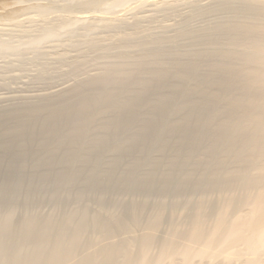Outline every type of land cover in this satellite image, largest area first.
I'll use <instances>...</instances> for the list:
<instances>
[{
  "label": "bare ground",
  "instance_id": "bare-ground-1",
  "mask_svg": "<svg viewBox=\"0 0 264 264\" xmlns=\"http://www.w3.org/2000/svg\"><path fill=\"white\" fill-rule=\"evenodd\" d=\"M43 1L0 0L1 33L38 28L0 56L78 54L0 97V264H264V0L139 2L187 10L156 30L131 0Z\"/></svg>",
  "mask_w": 264,
  "mask_h": 264
},
{
  "label": "rangeland",
  "instance_id": "rangeland-1",
  "mask_svg": "<svg viewBox=\"0 0 264 264\" xmlns=\"http://www.w3.org/2000/svg\"><path fill=\"white\" fill-rule=\"evenodd\" d=\"M51 1H55V0H51ZM143 2V1H147V0H131L125 7H122V8H116L115 10H114V13H115V15L116 16H119V17H123V15H124V18H126L127 20H129V21H131L130 19H132L133 17H132V15H131V11H133L135 8H136V6L135 5H138V3L139 2ZM155 1H159V0H155ZM42 3H46V0H44ZM106 3H108V0H106ZM135 6V7H134ZM143 11L142 10H140V12H141V14L143 13V17H140V16H142L141 14H140V12L139 11H136V10H134L133 11V13L134 14H138V18H140V19H142L143 21V23L141 24L142 25V27L144 26L145 28L148 26V28H150V29H158L161 25H164V24H166V25H169V24H173V23H176L177 21H179V19H180V16H182V15H185L186 13H187V10L186 9H180L179 10V14H180V16H177L176 17V14H173V15H169L167 18H164V16L162 15V13H159V12H152V13H154V15L152 14V13H150L151 12V9L152 8H150V7H148V8H150V9H148L147 8V6H146V8L143 6ZM100 9H102L101 7H100ZM130 9H132V10H130ZM116 10H118V11H116ZM145 10V11H144ZM58 11V10H57ZM125 11V12H124ZM128 11V12H127ZM180 11H181V13H182V15H181V13H180ZM184 11V12H183ZM76 12H77V10H76ZM136 12V13H135ZM138 12V13H137ZM147 12V13H146ZM56 13H58V12H56ZM59 13H62V12H59ZM132 13V14H133ZM145 14H147V15H145ZM153 15V16H155L156 17V19H155V17H153V16H151V15ZM158 14H159V16H158ZM144 15H145V17H144ZM161 15V16H160ZM134 16V15H133ZM136 16V15H135ZM146 16H148V17H146ZM149 16H151V17H149ZM130 17V18H129ZM159 17V18H158ZM160 17L162 18V21H161V19H160ZM149 18V19H148ZM182 18V17H181ZM160 21V24L158 23L159 21ZM165 19H167L168 21L167 22H165L166 20ZM171 19V20H170ZM147 20V22L145 23V21ZM149 21L151 22L152 21V23H149ZM163 22V23H162ZM169 22H171V23H169ZM197 23H199V24H197ZM203 23V21L201 22L200 20H192L191 21V26H195V27H198V26H201V24ZM157 24V26H155ZM203 24H205V22L203 23ZM202 24V25H203ZM146 25V26H145ZM160 25V26H159ZM151 26V27H150ZM143 27V28H144ZM25 28V29H24ZM30 28V29H29ZM17 30L19 29V28H16ZM23 31H25L26 33H29V35H37L38 34V32H36V31H38L37 29L38 28H34V27H32V29H31V27L29 26V25H26V26H24L23 28H21ZM31 30V31H28V30ZM16 30V31H17ZM22 30L20 31V30H18V31H20L21 33H19V32H17V34H19L20 36H22L23 35V33H22ZM35 30V31H34ZM16 31H15V29H13L12 31H10V32H6V33H1L0 32V38H6V41L9 39V36L10 35H8V33H13V34H15L16 33ZM35 32V33H34ZM77 32H81V31H77ZM102 33V31H99L98 32V38L100 39L101 38V36L103 37V36H105V35H107L108 36V34L110 35L112 32H108V31H104L106 34L105 35H103L104 34V32ZM78 33V34H79ZM16 34V35H17ZM81 34V33H80ZM12 35V34H11ZM29 35H27V37L29 36ZM112 35V34H111ZM25 37H26V35H24ZM24 36H22L23 38H24ZM100 36V37H99ZM11 37H13L14 39H12V41H11V39H9L12 43H11V45H18V43H22V41L21 40H23L24 42H25V39L27 40V38H20L19 36H17L18 38H20V39H18L15 35H13V36H11ZM65 37V38H64ZM63 38H61V40L59 39V40H57V41H55V42H53V44L52 45H49L50 43H52V42H50L49 44L48 43H46V44H44L42 47H41V52H45L44 53V55H46V56H42L40 59H39V61H37V62H33L32 61V57H33V51L31 50V51H28L27 49H25L26 51H24L25 52V54L24 55H22L23 57H22V59L23 60H18L17 61V58L16 57H11V56H9V58L7 57L5 60L3 59V57H1L0 56V69H1V71H0V82H5L7 85H8V87H4V89H3V87H0V97L1 96H14V95H29V94H36V93H40V91L41 92H44V91H46L47 89H48V87L50 88L51 86H49V85H42L40 82H37V81H34V77L37 75V73H38V71H40L41 69H43L44 68V64H45V66L47 65H49V60L51 59L52 60V58H53V56H54V53H68L70 56H76L78 53H77V48H70V49H68V48H66V46H68L69 44H71V43H74V42H78V38L77 37H70V36H64ZM106 37V36H105ZM8 38V39H7ZM2 40V39H0V40H2V41H5V40ZM101 39H103V38H101ZM8 40V41H9ZM14 40V41H13ZM16 40V41H15ZM20 43V44H21ZM48 46V47H47ZM52 47V48H54L53 50L50 48V47ZM54 46V47H53ZM59 47H61V48H59ZM72 47H73V45H72ZM59 48V49H58ZM21 49H23V48H21ZM62 49H64V51L62 50ZM66 49V50H65ZM56 50V51H55ZM54 51V52H53ZM62 51V52H61ZM74 53V54H73ZM23 54V53H22ZM43 54V53H42ZM47 54H48V56H47ZM52 55V56H51ZM49 56H51V57H49ZM88 56V54H84L83 55V57H85V58H88L87 57ZM43 57L45 58V59H43ZM41 60V61H40ZM44 60V61H43ZM3 61V62H2ZM15 61V63H16V65L14 66L13 64L14 63H12V62H14ZM17 61V62H16ZM45 62V63H43V62ZM39 62V63H38ZM40 62H42L43 63V65H42V63H40ZM15 67V69L16 68H18V70L16 71H13V70H11V69H13L14 67L12 66L11 67V64ZM40 64V65H39ZM50 64H51V61H50ZM5 65V66H4ZM10 65V66H9ZM19 65V66H18ZM36 65H38V66H36ZM41 65H42V67H41ZM52 65V64H51ZM53 65H54V67H53ZM51 67L54 69H52L51 70V73H53V72H61L62 71V69H61V65H58V64H53ZM9 66V67H8ZM59 66V67H58ZM11 67V68H10ZM40 67V68H39ZM50 67V66H49ZM2 69H3V71H2ZM4 69H6V70H4ZM59 69H60V71H59ZM66 68L64 67V70H65ZM58 70V71H57ZM13 71V72H12ZM33 73V74H32ZM16 75V76H18V78H20V79H18V81L16 80H13L12 81V76H14V75ZM15 76V77H16ZM9 77V78H8ZM12 78V79H11ZM17 78V77H16ZM27 78V79H26ZM1 79H3V80H1ZM25 82H27V85H26V83ZM29 82V83H28ZM33 83V84H32ZM1 86V85H0ZM27 86V87H26ZM9 87H11V90L10 89H7V88H9ZM14 90H13V89ZM44 90H43V89ZM6 89V90H5ZM30 89V90H29ZM29 90V94L27 93V91ZM33 90V91H32ZM38 90V91H37ZM43 90V91H42ZM2 92V93H1ZM31 92V93H30ZM8 93H9V95H8ZM26 93V94H25ZM10 94H12V95H10ZM21 123V122H20ZM15 125H18V121H8V122H6L3 126H1L0 127V142H1V138H3L4 140H3V142L4 141H6V143H8L7 141L9 140V139H7L8 137H6V136H4L3 137V135H5V134H8L9 132H10V130H12L13 128H14V126ZM3 142L2 143H0V157H3L2 156V152H4V150H7L6 148L3 150L2 148V146H3ZM8 144H10V145H12L11 143H8ZM12 158H14V156H10L9 158H8V160L10 161ZM5 169H7L6 168V166H2V165H0V174H8L9 173V170H6V171H3V170H5Z\"/></svg>",
  "mask_w": 264,
  "mask_h": 264
}]
</instances>
